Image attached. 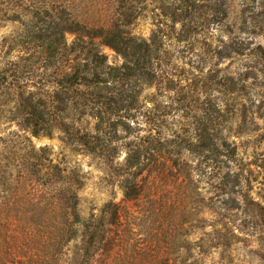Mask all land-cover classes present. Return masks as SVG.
<instances>
[{"label":"rangeland","instance_id":"obj_1","mask_svg":"<svg viewBox=\"0 0 264 264\" xmlns=\"http://www.w3.org/2000/svg\"><path fill=\"white\" fill-rule=\"evenodd\" d=\"M114 1L0 6V264H81L82 224L101 218L108 204L122 217L107 214L93 264H264V229L254 205L264 208V0L136 3L130 31L160 42L150 60L157 79L119 86L130 108L121 113L130 135L115 139L114 155L106 148L91 154L68 140L60 121L94 135L95 111L83 115L72 100L63 103L55 84L75 64L77 36L66 34L64 57H48L32 41L38 30L48 41L61 39L52 22L58 18L107 26ZM101 52L108 66L126 71L121 55L108 47ZM24 99L46 114L38 135L25 123ZM137 138L154 144L139 169L125 172L128 146ZM32 154L54 167L52 175L59 167L75 177L76 227L70 210L31 212L33 197L45 203L55 185L32 195L35 187L22 178ZM62 186L70 191L69 183ZM130 196L138 200L129 202Z\"/></svg>","mask_w":264,"mask_h":264},{"label":"trees","instance_id":"obj_2","mask_svg":"<svg viewBox=\"0 0 264 264\" xmlns=\"http://www.w3.org/2000/svg\"><path fill=\"white\" fill-rule=\"evenodd\" d=\"M7 1L0 0V6L6 4ZM140 1L115 0L114 6L116 9L112 15L113 19L107 26L92 27L88 23L82 22L79 16H76L75 18H58V21H52L54 29H58L61 32V39L59 40H46L51 38V36H47L46 38L45 34L38 33L40 30L34 34L32 42L38 43L46 56L52 58L58 56L64 57L61 54V50L66 46V41L64 40L67 33L77 36V42L72 49V52L76 53L75 64L70 70L61 71L55 84L62 93V98L64 96L68 98H65L62 101L63 103L69 102L66 100H72L74 102L73 106L78 111H82L80 113L83 115L86 114L85 109H90L91 112L95 111L94 116L98 124L94 135H89L88 133L82 134L79 129L73 128L62 120L60 121L62 130L68 137V140L86 148V151L91 154H95L104 148L112 150L111 152L108 151V155L116 154L117 144L115 143V139H118L120 133L126 134L131 129L130 121L121 115L122 112H127L130 108L124 106V92L119 89V86H123L134 79L143 85H151L157 79L150 60L161 50V46L157 45L160 42L156 41L154 37H151L150 40H140L132 36V32L130 31V27L133 25V17L136 14L134 5ZM38 15L36 13L35 17H38ZM102 47L113 49L125 59V72H122V69L107 65V57L101 52ZM83 51H87L86 55L80 56ZM145 60L148 66L147 64L144 65ZM4 81V77L0 76V83ZM21 109L23 114H25V123L32 128L34 135H38L42 129H45L47 120L44 112L37 110L36 106L29 104L28 99L22 101ZM129 135L130 133L128 132L126 136ZM153 144L154 142H142V140L137 138L133 144L128 146L124 171L132 172L134 169H139L142 157L148 154ZM41 160L37 154L30 155L29 160L25 163V167L23 165L25 172L22 178H25L35 187L33 189L34 194L32 195L47 187V184L54 182L55 185L51 190L52 196L45 203L42 204L38 199L33 197L31 200L32 204L30 203L31 212L35 213L40 208V211L47 212L57 208H62L67 212L70 210L67 214L76 221H72L71 226L73 227L75 223L76 227L80 222V214L77 193L79 188L77 190L75 187V177L63 176L65 172L59 167H55L52 175L51 171L54 167L44 164L43 160ZM140 170L142 171L141 168ZM137 176L138 174L134 177ZM66 183L71 185L70 191L63 190L64 186L62 185ZM133 183V187L139 189L138 184L135 181ZM73 188L75 191H73ZM137 196H130L128 198L129 202L137 201ZM254 205L264 229V208L258 203H254ZM120 211L117 205L108 204L101 218L83 222L85 243L81 264L94 263L97 252L100 250L107 232L106 216L109 212H112L115 220L119 222L122 217Z\"/></svg>","mask_w":264,"mask_h":264}]
</instances>
